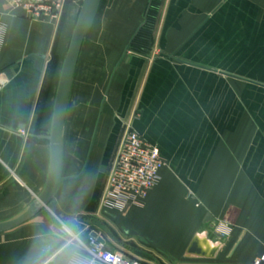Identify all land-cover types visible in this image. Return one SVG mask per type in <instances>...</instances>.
Masks as SVG:
<instances>
[{"label": "crops", "instance_id": "1", "mask_svg": "<svg viewBox=\"0 0 264 264\" xmlns=\"http://www.w3.org/2000/svg\"><path fill=\"white\" fill-rule=\"evenodd\" d=\"M68 2L63 18L53 22L29 19L0 0V75L6 80L0 91V222L23 212L48 178L45 137L80 11L76 0ZM149 2L102 0L93 42L106 58H81L92 27L72 91L76 79L85 85L93 63V77L109 79L107 99L98 116L94 107L80 120L71 148L66 120L64 179L47 208L0 234V264H26L54 216L75 218L84 240L93 231L91 216L105 219L155 246L160 260L153 264L204 259L186 257L202 232L223 242L218 263L251 264L264 254V0H164L153 52L125 57ZM129 122L167 165L142 206L95 216ZM208 215L213 219L205 224ZM217 226L230 227L229 236L221 239ZM108 239L116 249L141 254Z\"/></svg>", "mask_w": 264, "mask_h": 264}, {"label": "built area", "instance_id": "2", "mask_svg": "<svg viewBox=\"0 0 264 264\" xmlns=\"http://www.w3.org/2000/svg\"><path fill=\"white\" fill-rule=\"evenodd\" d=\"M32 20L48 19L59 22L65 11L67 0H8ZM0 75V91L5 84ZM23 131V130H22ZM24 133V131L22 132ZM167 162L158 147L148 143L129 123L125 124L107 178L99 198L95 216L113 214L127 206H142L150 192L159 184ZM221 239L229 234L227 226H217ZM90 232L85 241L86 255L92 264H152L136 254L112 247L106 240L101 242ZM99 236H102L99 233ZM103 237V236H102ZM104 238V237H103ZM252 264H264V254Z\"/></svg>", "mask_w": 264, "mask_h": 264}, {"label": "water", "instance_id": "3", "mask_svg": "<svg viewBox=\"0 0 264 264\" xmlns=\"http://www.w3.org/2000/svg\"><path fill=\"white\" fill-rule=\"evenodd\" d=\"M101 2L102 0H83L65 55L56 91L51 129L49 135L45 137L51 148L50 168L45 187L23 212L0 222V234L27 223L47 208L55 198L60 183L64 179L65 127L73 81L85 39L95 23ZM212 219V216L208 215L205 224H210ZM91 235L98 237L103 243L106 242V239L99 236L96 231ZM222 248V241L213 240L205 232L197 233L187 249L186 257L216 259Z\"/></svg>", "mask_w": 264, "mask_h": 264}, {"label": "rangeland", "instance_id": "4", "mask_svg": "<svg viewBox=\"0 0 264 264\" xmlns=\"http://www.w3.org/2000/svg\"><path fill=\"white\" fill-rule=\"evenodd\" d=\"M82 2L83 0H78L76 3L79 9L81 8ZM68 3L69 2L66 3L65 10L68 7ZM100 20H101V15L99 14L97 22L87 38V42L85 44V48L81 58H106L104 50L98 47L99 42L98 43L93 42V39L95 38V34L98 32L99 29ZM156 29L154 32V39H153L154 45L149 54H151L155 48ZM128 53L140 54L134 52L130 47H128V49L126 50L125 57L128 56V55L126 56V54ZM149 54H141V55H149ZM82 64H84V61L82 62ZM94 67H95L94 64L91 63V67L89 69L90 71H92V73L91 76L85 80L84 82L85 85L81 84V80L76 79V82L73 87V91L71 93L68 113H67V142L70 148H71V143L77 140V133H78L77 125L79 124L80 120L84 119V117L88 118L89 113H93L94 107H97L98 110L97 116H98L99 110L102 108V104L103 105L105 104L103 102L106 101L107 99L109 79L94 78L93 77ZM89 145L90 143L85 144L87 151L89 150L88 149ZM105 222L111 228V231L113 232V236H114L111 238L117 245H119L121 248L123 247L124 249H130L131 251L134 250L139 251L141 253L139 255L143 260H146L152 264L153 262L156 263V261L158 260L157 258H159L160 255L158 254V251L155 248H152L155 246H152L149 243L147 244V242L142 240L144 241L145 243L144 244L138 238H129V236H127L121 230H119L117 226H115L114 224H110L108 221ZM228 225L230 226L231 224ZM229 231L231 232V229ZM130 246H132L133 248H131ZM218 262H219L218 259H210V260L198 259V261L194 264H228V263H218ZM236 264H245V263H236Z\"/></svg>", "mask_w": 264, "mask_h": 264}, {"label": "clouds", "instance_id": "5", "mask_svg": "<svg viewBox=\"0 0 264 264\" xmlns=\"http://www.w3.org/2000/svg\"><path fill=\"white\" fill-rule=\"evenodd\" d=\"M78 221L54 216L46 232L36 237L26 264H92Z\"/></svg>", "mask_w": 264, "mask_h": 264}, {"label": "trees", "instance_id": "6", "mask_svg": "<svg viewBox=\"0 0 264 264\" xmlns=\"http://www.w3.org/2000/svg\"><path fill=\"white\" fill-rule=\"evenodd\" d=\"M69 0H67L68 2ZM164 0H150V3L147 8L146 16L144 22L135 33L129 47L137 53L140 54H149L154 45V32L157 26L158 18L160 15V10ZM64 14V13H63ZM63 18V15L61 19ZM91 226L92 229L96 232L101 233V235L109 243L108 236L114 237L113 232L109 225L97 217L91 216ZM117 237V236H116ZM133 248L132 246H130Z\"/></svg>", "mask_w": 264, "mask_h": 264}]
</instances>
